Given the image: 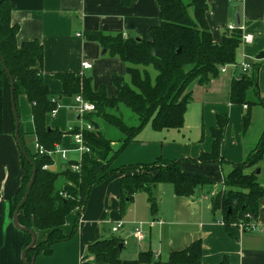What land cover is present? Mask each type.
I'll use <instances>...</instances> for the list:
<instances>
[{
    "label": "crops",
    "instance_id": "0c3cea01",
    "mask_svg": "<svg viewBox=\"0 0 264 264\" xmlns=\"http://www.w3.org/2000/svg\"><path fill=\"white\" fill-rule=\"evenodd\" d=\"M1 1V0H0ZM12 2V24L18 25L17 43L38 40L43 47V75L45 83L54 92L62 90L55 73L74 72L90 76L93 88L105 86L108 96L116 95L113 75L125 76L126 63L111 56L98 42L87 40L88 31L107 34L121 33L123 37H148L150 28L160 23L157 0H8ZM206 21L215 43L231 30L229 24L239 20L242 34L251 35V43H241L236 49L235 64L206 85L192 81L187 90L192 100L184 112L183 124L178 129L154 130L147 124L113 160L110 169L123 166L151 164L179 160L182 172L200 175L209 184L195 190L191 196H178L170 183L156 184L152 189L155 207L152 209L144 191L133 194L126 210L120 211L121 174L114 173L94 186L84 207L72 210L61 227L68 234L76 223L73 236L52 246V253L34 255L33 264H108L97 262L89 252L91 243L116 236L123 242L120 256L136 259L139 252L150 250L154 261L166 259L168 254L181 249L192 240L202 243V264H264V197L254 229L233 226L230 237L222 222V214L212 209V199L224 188L226 175L235 164L246 160L264 129V0H206ZM261 54L263 57L257 59ZM88 61L90 68H82ZM243 63L250 69L258 67L257 79L261 104L252 107L250 124L243 131L244 104L229 101L230 84L241 75ZM20 125L24 139L34 149V127L31 107L26 97L18 98ZM218 115H226L228 123L221 144L219 162L202 163L198 157L210 152L213 142L211 130L216 128ZM51 128L65 134L59 146L67 150V161L76 160L75 142L71 129L80 127L74 97H59L55 116H47ZM70 131V132H69ZM53 170L65 165L55 156ZM65 161V162H67ZM138 169L127 173H137ZM261 172V170H260ZM24 175L21 151L14 136L12 109L6 86L0 85V264H22L23 231L12 222L15 194ZM264 188V184L259 181ZM79 212V213H78ZM121 222L117 231L112 227ZM140 227L144 237L133 233ZM37 242L46 238V231H34ZM147 263V264H151Z\"/></svg>",
    "mask_w": 264,
    "mask_h": 264
},
{
    "label": "trees",
    "instance_id": "16d2710c",
    "mask_svg": "<svg viewBox=\"0 0 264 264\" xmlns=\"http://www.w3.org/2000/svg\"><path fill=\"white\" fill-rule=\"evenodd\" d=\"M132 1L123 0V3L128 5ZM157 1L160 23L150 28L146 38H125L121 33L107 34L100 31H88L84 35L87 40L98 42L108 54L126 63L125 76H112L116 87L115 96H108L103 85L95 90L90 76L74 72L55 73L53 76L61 82L62 90L52 91L44 80L42 45L38 40L17 43L18 25L11 22L13 4L8 0L0 1V85L6 86L10 99L9 78L1 62L2 58L14 80L18 117L20 119L18 98L24 95L31 107L34 140L45 150L43 154L31 150L19 124L22 145L35 164L36 173L28 197L19 210L18 220L28 229L47 232L44 240L36 242L26 252L28 261L40 252L50 255L53 245L73 236L76 223L68 234L61 230L66 216L74 209L80 212L90 190L114 173L122 175V213L133 194L138 191L147 193L153 209L155 201L152 189L156 184H172L178 196H191L197 188L209 184L200 175L182 172L179 160L158 159L151 164L110 169L113 160L127 144L135 140L147 124L154 130L180 128L186 107L192 100L188 85L194 80L206 85L211 79L217 78L222 67L235 63L236 49L242 43L240 28H234L228 35L224 34L220 43L213 41L206 21V0ZM257 72L258 67L254 66L233 78L230 84L229 101L244 104L247 108L243 116V131L249 127L252 107L261 104ZM77 95L95 105V111L82 116L85 122L92 124L90 130H81L90 152L83 153L78 162H64L62 170L45 169L44 165H52L54 161L46 152L60 143L65 134L57 128H51L46 122L47 116L57 110L60 96ZM123 107L133 112L137 123L129 124L125 121L122 116ZM95 123L97 129L94 128ZM227 123L226 115L217 116V126L211 130V151L201 153L199 162L222 160L220 149ZM70 131L77 132L79 127ZM113 143L118 145L116 149H113ZM263 159L264 129L250 155L242 163L232 166L224 180L225 188L212 199V209L221 212L222 222L230 237H234L233 226L239 227L241 224L246 229L256 220L260 199L264 197V188L259 183L256 170ZM21 161L24 175L15 194V205L22 199L33 169L22 153ZM72 163L78 165L76 171L69 169ZM135 169H138L137 173H127ZM23 234L22 250L31 240L28 232ZM122 245V240L113 236L91 243L88 250L97 262L108 264H202L200 239L171 251L164 260L155 261L150 250L139 252L136 259H122ZM222 264H225V260Z\"/></svg>",
    "mask_w": 264,
    "mask_h": 264
},
{
    "label": "built area",
    "instance_id": "2783aa9c",
    "mask_svg": "<svg viewBox=\"0 0 264 264\" xmlns=\"http://www.w3.org/2000/svg\"><path fill=\"white\" fill-rule=\"evenodd\" d=\"M236 1V0H235ZM238 1V0H237ZM235 27L233 24H229L228 25V29L229 30H233ZM242 42L243 43H251L252 42V37L251 35H246V34H242ZM235 64V63H233ZM232 64V65H233ZM91 65L88 61H84L82 63V68L86 69V68H90ZM250 69V64L248 63H243L241 66V70L242 72H247ZM225 67H222L220 69V71H224ZM75 103L78 107L79 110V115L83 116L85 113H89V112H93L95 111V105L94 103L84 100L82 98L81 95H77L75 97ZM246 106V105H245ZM56 114V109L51 111V116H55ZM85 128L90 130L92 128V124H89L87 122H83L82 125L79 127V131L74 132L73 133V138H74V142H75V153L78 155L77 157V162L80 161V158L82 156L83 153L86 152H90L89 147L85 144L83 136L81 134V130ZM34 147H35V151L38 152V154H43L45 152V150L43 149L42 146H40L37 142H34ZM47 155L51 156V157H55V156H59L61 158L62 161H67V150L63 149L59 146V144H55L53 149H50L46 152ZM49 165H44L43 168L45 169H50ZM71 168L73 170H77L78 169V165L77 164H73L71 165ZM122 226L121 222H117L113 227H112V231H117L120 227ZM240 228H242V225H239ZM243 229V228H242ZM246 229H254L253 225H249ZM133 233L136 235V237L138 239H143L144 235L140 229V227H135V229L133 230Z\"/></svg>",
    "mask_w": 264,
    "mask_h": 264
},
{
    "label": "water",
    "instance_id": "95a60500",
    "mask_svg": "<svg viewBox=\"0 0 264 264\" xmlns=\"http://www.w3.org/2000/svg\"><path fill=\"white\" fill-rule=\"evenodd\" d=\"M239 20L238 18L236 19L235 23H234V27L235 28H239L240 25H239ZM263 56L261 54H259L256 58L257 59H260L262 58ZM1 62L4 66V69H5V72L9 78V84H10V104H11V109H12V114H13V120H14V136H15V139H16V143L21 151V153L24 155V157L27 159L28 162H30V164L32 165V175L27 183V186H26V190H25V193L22 197V199L20 200V202L16 205L15 207V210L13 212V216H12V222H13V225L19 229L20 231H23V232H28L31 236V240H30V243L22 250L21 252V260L23 262V264H33V259H34V256H32L31 260L28 261L25 254L27 251H29L30 249H32L36 242H37V239H36V234L33 230L31 229H28L24 226H22L20 223H19V220H18V216H19V210L20 208L24 205L27 197H28V194H29V191L32 187V184H33V181H34V178H35V173H36V166L35 164L31 161V159L28 157V155L26 154V151L22 145V141L20 139V136H19V124H20V121H19V117H18V112H17V109H16V105H15V100H14V80L8 70V68L4 65V62L1 58ZM94 128L97 129L98 126L94 125ZM260 172V169H257L256 170V174H258ZM228 212H230V209H228ZM255 218V217H254ZM119 248H121V245H119Z\"/></svg>",
    "mask_w": 264,
    "mask_h": 264
},
{
    "label": "rangeland",
    "instance_id": "374dc122",
    "mask_svg": "<svg viewBox=\"0 0 264 264\" xmlns=\"http://www.w3.org/2000/svg\"><path fill=\"white\" fill-rule=\"evenodd\" d=\"M121 109H122V116L124 117V119H125L126 122H128L129 124H130V123H137V119H136L135 115L133 114V112H131L127 107H123V108H121ZM83 121H85V120H83ZM108 135L111 136V133L109 132ZM34 142H35V141H34ZM84 142H85V141H84ZM117 146H118V145H117L116 143H113V144H112L113 149H116ZM31 150H35V147H34V149L31 148ZM53 158H56V157H53ZM55 163H56V162H55V159H54L52 165H54ZM52 165H49V166H50V167H49L50 169H52V168H51ZM68 167H69V169L73 170V169L71 168L70 165H69ZM257 169H260V170H261V172H259V173L257 174V175H258V180H259L261 183L264 184V159H263L262 161L259 162V164H258V168H257ZM73 171H76V170H73ZM169 187H171V184L169 185ZM240 225H241V224H240ZM121 258H124V254L121 255ZM151 264H153V263H151Z\"/></svg>",
    "mask_w": 264,
    "mask_h": 264
}]
</instances>
